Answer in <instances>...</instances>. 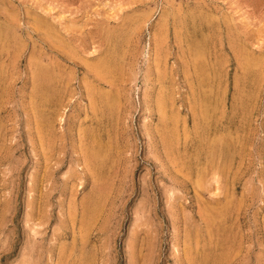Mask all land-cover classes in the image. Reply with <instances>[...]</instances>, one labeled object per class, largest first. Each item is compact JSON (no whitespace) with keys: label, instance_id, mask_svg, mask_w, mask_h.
<instances>
[{"label":"rangeland","instance_id":"obj_1","mask_svg":"<svg viewBox=\"0 0 264 264\" xmlns=\"http://www.w3.org/2000/svg\"><path fill=\"white\" fill-rule=\"evenodd\" d=\"M0 264H264V0H0Z\"/></svg>","mask_w":264,"mask_h":264},{"label":"bare ground","instance_id":"obj_2","mask_svg":"<svg viewBox=\"0 0 264 264\" xmlns=\"http://www.w3.org/2000/svg\"><path fill=\"white\" fill-rule=\"evenodd\" d=\"M225 18H226V16H225ZM52 35H53V34H52ZM50 38H51V36H50ZM52 39H53V38H52ZM228 41L230 42V40H228ZM243 43H244V42H243ZM243 43H242V44L240 43V44H241V45H244ZM246 44H247V43H245V45H246ZM195 45H196V44H195ZM241 45H240V46H241ZM192 46H193V44H192ZM245 47H247V46H245ZM195 48H196V47H195ZM249 48H250V47H249ZM196 49H197V48H196ZM237 49H238V48H237ZM239 49H240V48H239ZM242 49H243V48H242ZM194 50H195V49H194ZM240 50H241V49H240ZM244 50L246 51V49H244ZM244 50H243V51H244ZM197 51H199V50H197ZM235 51H236V50H235ZM235 51H234V52H235ZM237 51H238V50H237ZM237 51H236L235 54H237ZM243 51H242V52H243ZM247 51H248V49H247ZM247 51H246V53H245V52H244V53H245L246 55H249V54H247ZM195 52H196V51H195ZM231 52H232V51H231ZM234 52H233V53H234ZM238 52H239V51H238ZM249 52H250V49H249ZM192 53H193L194 56H195L194 51H193ZM193 54H192V55H193ZM199 54H200V53H199ZM235 54H233V55H235ZM241 54H243V53H241ZM262 54H263V53H262ZM197 55H198V53H197ZM197 55H196V57L198 58L199 56H197ZM200 55H201V54H200ZM204 55H205V54H204ZM246 55H245V56H246ZM202 56H203V55H202ZM200 57H201V56H200ZM233 57H234V56H233ZM190 58H191V57H190ZM194 58H195V57H194ZM194 58H193V61L196 62L197 59H194ZM205 58H206V57H205ZM234 59H235V58H234ZM256 59H257V58H256ZM243 60L246 61L245 58H244ZM250 60H251V59H250ZM258 60H259V59H258ZM260 60H261V59H260ZM104 61H105V60H104ZM190 61H191V59H190ZM198 62H199V58H198ZM201 62H202V61H201ZM231 62H233V61H231ZM247 62H248V61H247ZM38 63H39V62H38ZM100 63H101V62H100ZM193 63H194V62H193ZM203 63H205V61H204ZM35 64H36V63H35ZM206 64H207V62H206ZM257 64H258V63H257ZM37 65H38V64H37ZM39 65H41V64H39ZM108 65H109V64H108ZM186 65H187V64H186ZM197 65H198V64H197ZM192 66H194V65L192 64ZM201 66H202V65H201ZM203 66H205V65H203ZM41 67H42V66H41ZM103 67H105V66H103ZM187 67H188V66H187ZM206 67H207V66H206ZM209 67H210V66H209ZM39 68H40V67H39ZM198 68H199V67H198ZM204 68H205V67H204ZM204 68H202V70H201V69H200V70L203 71ZM215 68H216V67H215ZM250 68H251V67H250ZM45 69H46V68H45ZM47 69H48V67H47ZM192 69H193V68H192ZM205 69H206V68H205ZM36 70H37V69H36ZM196 71H197V68H196ZM208 71H211V70H207V73H208ZM218 71H219V70H218ZM250 71H251V70H250ZM193 72L195 73V71H193ZM203 72H204V71H203ZM38 73H39V72H38ZM242 73H243V72H242ZM248 73H249V72H248ZM40 74H41V73H40ZM45 74H46V73H45ZM46 75H47V78H48V76H49L50 74H49V75L46 74ZM204 75H205V74H204ZM214 75H215V74H214ZM219 75H220V73H219ZM217 76H218V75H217ZM244 76H245V75H244ZM256 76H257V75H256ZM41 77H42V76H41ZM43 77H45V75H44ZM43 77H42V78H43ZM49 77H50V76H49ZM219 77H220V76H219ZM241 77H242V76H241ZM37 78H38V77H37ZM47 78H46V79H47ZM54 78H55V77H54ZM199 78H200V77H199ZM202 78H204V76H203ZM205 78H206V77H205ZM259 78H260V77H259ZM42 80H43V79H42ZM49 80H50V78H49ZM51 80L53 81L52 78H51ZM202 80H203V79H202ZM214 80H216V79H214ZM39 81H40V80H39ZM203 81H204V80H203ZM206 81H207V80H206ZM43 82H44V80H43ZM50 82H51V81H50ZM212 82H213V81H212ZM47 83H48V80H46V83H45V84H47ZM202 83H203V82H202ZM43 84H44V83H43ZM45 84H44V85H45ZM37 85H39V84H37ZM198 85H199V84H198ZM40 86H41V82H40ZM42 86H43V85H42ZM45 86H46V85H45ZM200 86H201V84H200ZM202 86H203V85H202ZM202 86H201L200 88H202ZM204 86H205V85H204ZM208 86H209V85H208ZM211 86H212V85H211ZM196 87H197V86H196ZM198 87H199V86H198ZM209 87H210V86H209ZM41 88L44 89L45 87H41ZM41 88H39V89L41 90ZM46 88L48 89L49 87L47 86ZM205 88H206V87H205ZM211 88H212V87H211ZM198 89H199V88H198ZM202 89H203V88H202ZM202 89H201V90H202ZM208 89H209V88H208ZM48 90H49V89H48ZM50 90H51V89H50ZM201 90H200V91H201ZM204 90H205V89H204ZM206 90H207V88H206ZM41 91H42V90H41ZM45 91H46V89H45ZM202 91H203V90H202ZM211 91H212V90H211ZM213 91H214V90H213ZM213 91H212V92H213ZM36 92H37V91H36ZM43 92H44V91H43ZM50 92H51V91H50ZM208 92H209V91H208ZM208 92H207V93H208ZM40 93H41V92H40ZM53 93H54V92H53ZM213 93H214V92H213ZM199 94H200V93H199ZM202 94H203V92H202ZM204 94H205V92H204ZM211 94H212V93H211ZM211 94H210V95H211ZM208 95H209V94H208ZM216 95H217V94H216ZM201 96H202V95H201ZM205 96H206V95H205ZM202 97H204V96H202ZM206 97H207V96H206ZM214 97H217V96H214ZM211 98H212V97H211ZM55 100H56V99H55ZM206 100H207V99H206ZM204 101H205V99H204ZM214 101H215V100H214ZM216 101H217V100H216ZM202 102H203V101H201V103H202ZM217 102H218V101H217ZM244 102H245V101H244ZM208 103H209V102H208ZM204 104H205V103H204ZM204 104H202L203 107L205 106ZM210 104H211V103H210ZM212 104H213V103H212ZM207 106H208V105H207ZM209 106H210V105H209ZM212 106H214V105H212ZM212 106H210V107H212ZM203 107H202V108H203ZM208 109H209V108H208ZM211 109H212V108H211ZM215 109H216V108H215ZM202 110H203V109H202ZM203 111H204V110H203ZM211 111H213V110H211ZM211 111H210V113H211ZM207 112H208V111H207ZM207 112L204 113V115H205V114L207 115ZM212 113H213V112H212ZM211 115H212V114H211ZM213 116H214V115H213ZM202 117H203V116H202ZM210 117H211V116H210ZM206 118H207V120L210 119V118H208V117L205 116V119H206ZM203 119H204V118H203ZM211 119H212V117H211ZM208 125H209V124H208ZM213 125H214V124H213ZM209 126H210V125H209ZM226 131H227V130H226ZM212 133H213V132H212ZM216 133H217V132H216ZM213 135H214V134H213ZM216 136H217V135H216ZM212 140H213V138H212ZM219 140H220V139H219ZM219 140H218V141H219ZM216 141H217V139H216ZM211 142H212V141H211ZM219 142H220V141H219ZM219 142H216V143L218 144ZM221 142H222V141H221ZM214 143H215V142H214ZM217 144H216V146H217ZM226 144H227V143H226ZM226 144H225V146L228 147L229 145H226ZM208 145H209V143H208ZM210 145H211V144H210ZM220 145H221V143L218 144V146L221 148ZM223 145H224V144H223ZM211 146H213V143H212ZM214 147H215V144H214ZM219 147H218V148H219ZM212 148H213V147H212ZM212 148H211V149H212ZM224 148H225V147H224ZM224 148H223V151H224ZM215 149L217 150V148H214L213 151H214ZM219 150H220V149H219ZM228 150H229V149H228ZM209 151H210V150H209ZM217 151H218V150H217ZM226 151H227V150H226ZM219 152H221V151H219ZM219 152H217V154H218ZM221 153H223V152H221ZM224 153H225V152H224ZM211 154H212V153H211ZM214 154H215V152H214ZM217 154H215V156H214V157L212 156L211 158H212V159L214 158V159L216 160L215 157H216ZM225 154H226V153H225ZM96 155H97V154H96ZM206 155H207V154H206ZM212 155H213V154H212ZM218 155H219V154H218ZM221 155H222V154H221ZM211 158H210V159H211ZM210 159H209V160H210ZM224 159H225V158H224ZM94 161H95V160H94ZM211 161H212V160H211ZM211 161H210V163H211ZM213 161H214V160H213ZM205 162L207 163L206 160H205ZM220 162H221V161H220ZM206 163H205V164H206ZM213 165H214V164H213ZM209 166H210V165H209ZM212 168H213V167H212ZM202 169H203V168H202ZM215 171H216V170H215ZM200 172H201V171H200ZM225 203H226V202H225ZM211 207H212V206H211ZM217 208H218V207H217ZM214 209H215V208H214ZM220 211H221V210H220ZM211 212L213 213V211H211ZM215 213H216V212H215ZM218 214H219V213H218ZM220 214H221V213H220ZM220 214H219V215H220ZM212 217H213V215H212ZM210 218H211V217H210ZM216 219H217V218H216ZM213 220H215V219H213ZM221 220H223V219L221 218ZM218 221H219V220H218Z\"/></svg>","mask_w":264,"mask_h":264}]
</instances>
